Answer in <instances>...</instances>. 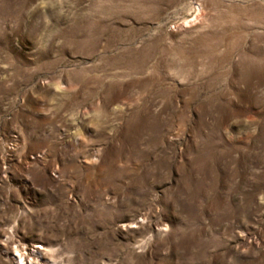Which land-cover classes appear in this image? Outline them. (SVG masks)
Segmentation results:
<instances>
[{"label":"rangeland","instance_id":"rangeland-1","mask_svg":"<svg viewBox=\"0 0 264 264\" xmlns=\"http://www.w3.org/2000/svg\"><path fill=\"white\" fill-rule=\"evenodd\" d=\"M0 264H264V0H0Z\"/></svg>","mask_w":264,"mask_h":264},{"label":"bare ground","instance_id":"bare-ground-1","mask_svg":"<svg viewBox=\"0 0 264 264\" xmlns=\"http://www.w3.org/2000/svg\"><path fill=\"white\" fill-rule=\"evenodd\" d=\"M23 261V260H22Z\"/></svg>","mask_w":264,"mask_h":264}]
</instances>
